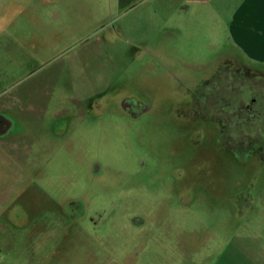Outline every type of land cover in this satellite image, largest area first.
<instances>
[{"label":"rangeland","instance_id":"obj_1","mask_svg":"<svg viewBox=\"0 0 264 264\" xmlns=\"http://www.w3.org/2000/svg\"><path fill=\"white\" fill-rule=\"evenodd\" d=\"M210 11L163 0L0 5V110L14 123L4 141L18 140L0 142V213L31 215L17 223L14 258H76L93 245L122 264L263 261L253 238L264 235V169L199 164L207 144L193 107L218 62L264 72Z\"/></svg>","mask_w":264,"mask_h":264},{"label":"flooded vegetation","instance_id":"obj_2","mask_svg":"<svg viewBox=\"0 0 264 264\" xmlns=\"http://www.w3.org/2000/svg\"><path fill=\"white\" fill-rule=\"evenodd\" d=\"M218 63L207 82L209 93L193 107L201 117L191 122L197 124L207 144L199 158L200 168L205 165L213 173L218 166L238 164L246 174L254 176L257 166L264 169V72L245 65L235 56ZM3 114L0 110V142L15 145V137L4 141L14 123ZM193 141L196 145L202 142L196 134ZM250 167L254 168L252 174Z\"/></svg>","mask_w":264,"mask_h":264},{"label":"crops","instance_id":"obj_3","mask_svg":"<svg viewBox=\"0 0 264 264\" xmlns=\"http://www.w3.org/2000/svg\"><path fill=\"white\" fill-rule=\"evenodd\" d=\"M143 0H119V5L126 7L132 6L136 2ZM165 3H175L178 10L193 5L211 6L214 11H210V15L216 18L219 16L221 26L228 29L230 40L236 45V48L243 55L246 60H250L257 66L264 68V0H163ZM5 0H0V5L4 4ZM158 12V11H157ZM214 12V14H213ZM159 14V12H158ZM157 14V15H158ZM207 16V13L205 14ZM209 17V15H208ZM170 19L164 21L169 24ZM9 215V214H8ZM0 213V219L6 222L0 223V264H122L115 260H103L99 258L95 246L88 245L86 249H82L76 258L63 257L60 259H17L13 257L14 247L18 241L20 227H17L21 219L31 220V215H21L12 213L13 216ZM27 222V221H25ZM29 225V239L35 236L34 229L30 230ZM8 235L5 240L1 237ZM255 234V233H254ZM260 244L264 242L263 234H255L254 238ZM263 245V244H262ZM86 250L88 256L85 257ZM69 250H65L64 253ZM225 254L221 253L220 259ZM263 254L258 256L261 260ZM263 258V257H262ZM222 262V261H221ZM264 264V259L261 262ZM259 262V264H261ZM197 264H205L198 262ZM210 264H222L219 261L211 262ZM224 264V263H223Z\"/></svg>","mask_w":264,"mask_h":264}]
</instances>
